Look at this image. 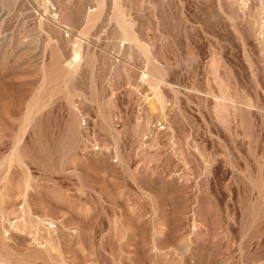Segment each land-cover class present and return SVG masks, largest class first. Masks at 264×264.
<instances>
[{"label":"rangeland","instance_id":"rangeland-1","mask_svg":"<svg viewBox=\"0 0 264 264\" xmlns=\"http://www.w3.org/2000/svg\"><path fill=\"white\" fill-rule=\"evenodd\" d=\"M0 264H264V0H0Z\"/></svg>","mask_w":264,"mask_h":264}]
</instances>
